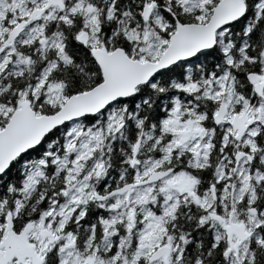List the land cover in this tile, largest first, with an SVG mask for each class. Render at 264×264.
I'll return each instance as SVG.
<instances>
[{"label":"snow or ice","instance_id":"obj_1","mask_svg":"<svg viewBox=\"0 0 264 264\" xmlns=\"http://www.w3.org/2000/svg\"><path fill=\"white\" fill-rule=\"evenodd\" d=\"M0 264H264V0H0Z\"/></svg>","mask_w":264,"mask_h":264}]
</instances>
